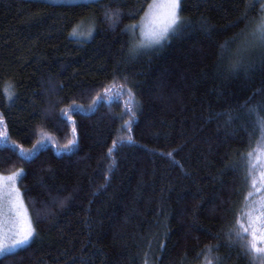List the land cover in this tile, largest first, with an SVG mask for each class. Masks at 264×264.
I'll list each match as a JSON object with an SVG mask.
<instances>
[{
    "label": "trees",
    "instance_id": "obj_1",
    "mask_svg": "<svg viewBox=\"0 0 264 264\" xmlns=\"http://www.w3.org/2000/svg\"><path fill=\"white\" fill-rule=\"evenodd\" d=\"M150 2L0 0V173L35 227L0 264H255L264 0H181L180 31L140 48Z\"/></svg>",
    "mask_w": 264,
    "mask_h": 264
},
{
    "label": "rangeland",
    "instance_id": "obj_2",
    "mask_svg": "<svg viewBox=\"0 0 264 264\" xmlns=\"http://www.w3.org/2000/svg\"><path fill=\"white\" fill-rule=\"evenodd\" d=\"M50 1H63L71 3L88 0ZM163 3L164 0H151L146 14L138 23V30L140 31L139 42L146 40V33H148L150 30H155L160 26L161 22L164 19L166 10L163 7H156V5H163ZM262 17H264V11ZM259 22L260 21H258V23ZM256 26L257 25L254 23L253 27L250 30V32L252 33L251 36L253 35ZM77 31L79 30L77 29ZM81 32L84 33L83 31ZM87 32L88 31L85 32V35H79L75 37L88 38L90 36L87 35ZM248 43L249 42L243 41L240 45L239 51L243 50L244 47H250L251 45H249ZM250 168L254 172V182H252V186H250V195L248 197V206H250V211L246 212V216H244L246 222L249 225V239L246 248L253 258L255 264H264V252L258 253L251 248V245L255 243L258 248L264 249V241H261L259 239L260 236L264 235V138L259 144L256 152L251 157ZM18 182L19 172L7 174L0 173V243H3L6 246L11 245L15 239L19 238V231L24 224L25 218L31 221L32 227L35 230L29 208L26 205ZM254 233L257 236L256 240H253ZM17 249L19 248H10L3 255ZM3 255H0V257H2Z\"/></svg>",
    "mask_w": 264,
    "mask_h": 264
},
{
    "label": "snow or ice",
    "instance_id": "obj_3",
    "mask_svg": "<svg viewBox=\"0 0 264 264\" xmlns=\"http://www.w3.org/2000/svg\"><path fill=\"white\" fill-rule=\"evenodd\" d=\"M156 7H163L165 11L164 19L161 22L160 26L155 30H150L146 33V40L141 41L138 45L140 48L150 47L152 45L160 44V42L168 37V35L175 34L180 31L182 27V21L179 16V12L181 9V0H164L163 5H156ZM105 18L110 21L112 26H116L120 20V14L118 11L116 12H106ZM135 26H132L134 29ZM93 29L90 28L87 32L88 36L92 35ZM71 35L79 36L85 35V33L77 31V29H73ZM253 36L255 37L256 43L261 47L264 48V17L261 18L260 22L257 24L256 29L253 32ZM239 67V63L234 65L231 70H236ZM3 119L0 117V124H3ZM75 131V129H74ZM129 131L131 128L129 127ZM128 142L131 143L132 138L129 136L127 138ZM73 146L75 145V141L70 142ZM112 149H109V154H111ZM171 155V153H169ZM251 155V154H249ZM35 230L32 227L31 221L25 218L24 224L19 231V238L15 239L11 245H4L0 243V255H3L7 252L10 248H20L25 245H28L31 240L34 238ZM257 236L253 234V240H256ZM259 239L264 241V235L260 236ZM251 248L254 249L256 252L261 253L264 252V249L258 248L255 243L251 245Z\"/></svg>",
    "mask_w": 264,
    "mask_h": 264
}]
</instances>
